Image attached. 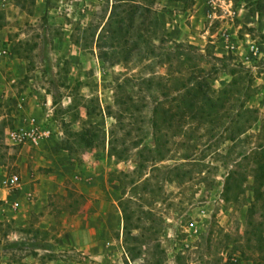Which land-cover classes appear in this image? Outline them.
<instances>
[{
    "label": "rangeland",
    "instance_id": "obj_1",
    "mask_svg": "<svg viewBox=\"0 0 264 264\" xmlns=\"http://www.w3.org/2000/svg\"><path fill=\"white\" fill-rule=\"evenodd\" d=\"M166 2L151 7L156 29L128 19L106 62L97 38L114 0H0L18 99L0 101V156L13 157L0 187L22 177L21 207L1 211L0 264H264V0H189L201 16L182 13L177 37ZM32 119L51 136L11 145ZM92 124L105 131L93 147L63 148Z\"/></svg>",
    "mask_w": 264,
    "mask_h": 264
},
{
    "label": "trees",
    "instance_id": "obj_2",
    "mask_svg": "<svg viewBox=\"0 0 264 264\" xmlns=\"http://www.w3.org/2000/svg\"><path fill=\"white\" fill-rule=\"evenodd\" d=\"M185 3V6H187L189 0H181ZM154 3V0H114V4L112 6L111 13L109 15L108 20L101 28L98 38H97V46L99 48V56L101 59H103L106 62H113L116 61L114 59H118L117 56H109L107 52H104L101 50L104 45H110L111 40H115L116 38L120 37L121 34L125 32L126 29V21L128 19H131V23L133 24L134 19L137 17L141 18L143 21V25L145 26H153L154 29L159 27L162 23L158 19L156 15H152L151 7ZM141 24V23H140ZM131 27V26H130ZM96 34V32H95ZM201 105L204 103L207 106H210L211 108H214L216 104L218 103V100L212 97H209L208 95H205L201 98ZM119 102L117 101V104ZM199 104V103H198ZM196 100H192L189 104L190 110H197L196 108ZM200 105V108H201ZM87 110L89 114H93L96 112V108H88ZM156 127L159 128L160 124H158V121H155ZM5 130H6V123L5 121H0V144L3 145L2 141L5 136ZM69 137L63 139L62 146L64 149L72 152L73 150V144L71 139L73 141L79 142L82 147H93L94 144L97 142V140L100 138L101 134H105V131L103 128H101L97 124H92L87 127H83L80 131H68ZM111 155H118V152H113L112 147L110 149ZM12 156H8L6 153L0 156V164H3L7 159H12ZM234 179L232 176H230L227 180V183L230 184V181ZM258 179V186L257 189H260L261 183L264 180V176L259 175L257 177ZM234 181V180H233ZM230 186V185H229ZM229 186L226 188V191L228 192L230 190ZM239 187V186H238ZM126 218V214H125ZM257 244L260 247L259 249H263L264 247V236L261 234H258L257 236ZM226 264H237L235 262L227 261Z\"/></svg>",
    "mask_w": 264,
    "mask_h": 264
},
{
    "label": "built area",
    "instance_id": "obj_3",
    "mask_svg": "<svg viewBox=\"0 0 264 264\" xmlns=\"http://www.w3.org/2000/svg\"><path fill=\"white\" fill-rule=\"evenodd\" d=\"M7 140L11 145L29 144L39 145L43 140L51 136V129L38 124L32 119L27 125L12 128L6 133ZM1 188L5 191L4 196L0 195V211L4 210V205H8L14 211L18 210L22 203L20 192L22 189V177L18 173L7 175L2 180Z\"/></svg>",
    "mask_w": 264,
    "mask_h": 264
},
{
    "label": "crops",
    "instance_id": "obj_4",
    "mask_svg": "<svg viewBox=\"0 0 264 264\" xmlns=\"http://www.w3.org/2000/svg\"><path fill=\"white\" fill-rule=\"evenodd\" d=\"M167 9L162 10L160 12V15H163L164 21H168V25L171 26V31L175 37L180 36L179 29H184L183 25L186 28H190L189 25L186 23V20L181 21L182 13L184 18H190L192 21H194V18H199L201 15L197 13L196 9L192 10L185 6V3L181 0H167L166 4ZM180 22V23H179ZM185 31V30H184ZM3 53V52H0ZM12 57V54L9 56V58ZM12 60V58H11ZM13 68H7L6 70L1 69L0 67V101L4 103V105H10L11 103L18 102V99L14 97V88L12 86V83L14 79L11 81L6 82L5 73L10 72V70ZM40 183L35 184L36 189L44 188V185H41ZM1 189V187H0ZM1 215V211H0Z\"/></svg>",
    "mask_w": 264,
    "mask_h": 264
}]
</instances>
